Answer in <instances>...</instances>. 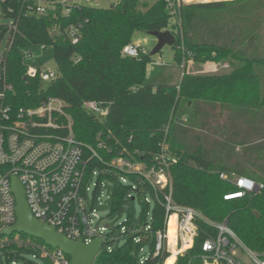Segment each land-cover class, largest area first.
<instances>
[{
	"label": "trees",
	"instance_id": "obj_1",
	"mask_svg": "<svg viewBox=\"0 0 264 264\" xmlns=\"http://www.w3.org/2000/svg\"><path fill=\"white\" fill-rule=\"evenodd\" d=\"M152 1L145 13L137 8V0H121L106 9L73 5L67 15L60 4H46L45 14L37 15V0H0V15L9 22L0 23V47L5 41L0 61L11 85L6 103L17 110L36 107L47 97L60 99L74 138L83 145L86 179L92 171L105 168L91 157L90 149L103 162L123 151L125 157L148 166L164 152L169 159L172 202L198 210L210 222L226 221L249 249L264 255V0L189 4L179 9L176 18L167 12L165 0ZM85 19L77 43L71 44L69 27ZM138 31H169L175 37L173 62L181 71L189 61L216 62L227 71L183 75L172 86L147 84L145 69L153 62L149 52H139L135 58L122 54L125 46L134 44ZM31 46L50 51L57 73L51 83L25 78L23 53ZM87 101L104 105L107 115L100 119L89 114L83 107ZM56 122L58 129L53 134L64 136L66 121ZM221 174L245 178L261 187L226 200V195L238 189L221 179ZM105 178L112 182L108 216L120 214L124 203L128 204L125 235L132 226V199L126 197L130 188L110 175ZM145 185L155 202L149 232L140 227L147 202L139 188L141 225L135 226L139 232L110 252L106 250L110 242L102 244L93 264H173L174 237L168 236V254L153 251L155 233L164 227L162 204L168 189L157 191L158 202L151 186ZM197 229L192 248L175 264L194 260L201 243L215 235L204 223ZM18 235L51 249L40 240ZM147 235L151 236L150 253L138 260L137 252ZM137 236H142L138 244L134 243ZM18 252L38 257L33 247L13 242L0 245V257L5 254L7 264L13 260L12 253Z\"/></svg>",
	"mask_w": 264,
	"mask_h": 264
},
{
	"label": "built area",
	"instance_id": "obj_2",
	"mask_svg": "<svg viewBox=\"0 0 264 264\" xmlns=\"http://www.w3.org/2000/svg\"><path fill=\"white\" fill-rule=\"evenodd\" d=\"M222 1L236 0H165V5L167 12L176 18L179 9L185 5ZM53 3L58 2L37 0L34 12L37 15L45 14L46 4ZM63 5L62 12L67 15L70 7L80 4L73 1ZM86 22L85 19L69 27L67 36L71 44L77 43L79 30ZM55 31L53 29L51 32ZM40 48L45 51L42 46ZM139 52L146 51L137 44L127 45L122 50L123 56L132 58L137 57ZM30 58L31 54L25 50L23 53L26 65L25 78L37 79L42 84L51 83L57 78L55 69L43 67L40 63L31 64ZM10 91L11 85L6 80L0 61V230L12 227L17 221L16 200L11 187L12 177H15L23 188L27 208L34 219L46 224L57 234L72 241H81L83 244H89L96 234L101 240V249L102 244L109 242L108 235L103 237L105 228H100L99 232L91 228V218L100 217L94 210V203L88 209L86 203L88 182L91 177L97 176L93 192V201H95L101 182L110 181L105 178L107 175L123 185H126V178L134 177L138 188L143 183L151 186L158 202L157 191L168 189V193L163 195L162 204L165 213L164 227L155 233L153 249L155 255L163 250L167 254L171 251L167 231L169 220L174 216L173 264L178 257H183L192 248L198 234L199 223L214 229L215 235L201 243L200 254L188 264H264V255H258L249 249L228 227L226 221L210 222L198 210L175 205L172 202L167 171L169 159L164 152L154 157L155 164L148 166L145 162L125 157L123 151L110 161L103 162L96 151L90 149L91 157L98 159L105 168L92 171L86 179L83 145L74 138L64 103L58 98L47 97L36 107L12 110L6 103V95ZM83 107L89 114L100 119L107 115V108L99 102L87 101ZM60 118H64L67 123V133L64 136H55L53 132L58 129L56 120ZM99 147L105 146L100 144ZM101 176L102 179L98 181ZM220 178L229 180L238 189L236 193L226 195L224 197L226 200L240 198L245 193L256 191L261 187L251 180L235 178L233 175L221 174ZM129 188L127 198L138 189L134 186ZM121 230L123 234L126 232V228ZM149 230V225L141 229L144 233H148ZM141 240L142 236H137L134 238V243L138 244ZM32 246L38 251V257H35L42 262L69 264V259L59 249L49 250L36 244ZM106 250L111 251L108 246ZM10 264L14 262L11 261Z\"/></svg>",
	"mask_w": 264,
	"mask_h": 264
},
{
	"label": "rangeland",
	"instance_id": "obj_3",
	"mask_svg": "<svg viewBox=\"0 0 264 264\" xmlns=\"http://www.w3.org/2000/svg\"><path fill=\"white\" fill-rule=\"evenodd\" d=\"M55 2H58L63 7L64 3H70V2H77L82 5L86 6H94L97 8L106 9L110 6H114L118 3H120L121 0H54ZM153 5L152 0H137V8L142 12L145 13L149 7ZM178 22V21H177ZM0 23H6L8 24V20L4 19L0 15ZM134 44L140 45L144 48L146 52H150L151 49L156 44L155 38L152 36H149L148 34H145L142 31H138L133 36ZM5 41L2 43L0 47V58L2 51L4 49ZM27 52L31 54V58L29 59V63L31 64H38L40 63L43 67H48L50 69H55L54 61L52 59L51 53L49 50L43 51L39 46H31L29 49H27ZM153 62H150L147 64L144 74V80L145 83L150 84L152 86H158V85H177L180 81V72L181 68L174 64L173 62V52L171 47L164 46L161 51L155 55L152 56ZM205 63V62H204ZM204 63H189L188 65V73L193 74L197 72L204 73L208 70L209 73L204 74H213L211 72V68H214L212 62H207L210 64H204ZM214 64H217L220 67L226 68L225 65H220L219 63L213 62ZM192 66H194L192 68ZM220 71V68H218L217 72ZM68 116V115H67ZM69 120L70 117L68 116ZM71 123V120H70ZM97 182V176L91 177V179L88 182L89 191L86 196V203L88 206V209L91 208L92 204L94 203V210L98 214L100 218H91V228L95 229L96 231H100V228H105V232L103 234V237L105 235H108V241L110 242L108 247L110 249H114L120 245H122L128 237H131L133 233L136 232L135 226L141 225V203L140 199L137 195V192H132L130 194V198L133 200L131 201L132 206V226L131 229L127 234H123V231L121 228H127V226L124 224L127 218V211H128V204L127 202L124 203L122 212L120 214H117L115 216H108L109 208H110V202H111V190H112V182L103 180L101 182L99 192L96 195V200L93 201V192L95 189V184ZM126 185L127 186H134L137 187V183L130 180L129 178H126ZM139 189V188H138ZM142 193V197L144 200L147 201V214L145 215L144 221L142 222V225L140 227H143V223L145 225L151 224V216H152V210L154 208V198L151 194V192L147 189L145 183H143L140 186L139 189ZM170 237L175 236V227L173 224H171L169 228ZM92 238H98L97 235H93ZM150 240L151 236L147 235L146 240L142 242L140 245V250L137 252V259L142 260L144 259L151 250L150 246ZM6 242H13L15 246H22V247H33L32 244H35L33 241H30L25 236H20L18 234H15V236L10 235L8 237L1 236L0 237V245L6 243ZM136 246L134 245L133 250L135 251ZM14 264H45L40 259L36 258L34 254L28 253V252H18V253H12ZM0 263L1 264H7V256L5 254H2L0 257Z\"/></svg>",
	"mask_w": 264,
	"mask_h": 264
},
{
	"label": "water",
	"instance_id": "obj_4",
	"mask_svg": "<svg viewBox=\"0 0 264 264\" xmlns=\"http://www.w3.org/2000/svg\"><path fill=\"white\" fill-rule=\"evenodd\" d=\"M148 35L156 40V44L149 52L150 56L157 55L164 46L172 47L175 43V37L169 31L150 32ZM11 187L16 200L17 221L12 227L0 230V237L14 233L24 234L42 241L52 249H59L70 258L69 264H93L100 252V238H94L89 244H83L81 241H72L57 234L52 228L33 218L27 208L23 188L15 177H12Z\"/></svg>",
	"mask_w": 264,
	"mask_h": 264
},
{
	"label": "crops",
	"instance_id": "obj_5",
	"mask_svg": "<svg viewBox=\"0 0 264 264\" xmlns=\"http://www.w3.org/2000/svg\"><path fill=\"white\" fill-rule=\"evenodd\" d=\"M196 4V3H195ZM190 62H198V61H189L188 63H187V65H186V67H185V71H181L180 72V77L181 76H183V75H189V76H192V75H197V74H200V75H209V74H204L205 72L206 73H209L208 72V70L207 71H205L204 73H202V72H197V73H193V74H189L188 73V65H189V63ZM204 63V62H203ZM205 63H207V62H205ZM207 64H210V63H207ZM211 64H213L214 66V68H211V72L213 73V74H218L219 73V71L217 72V70H218V68H220V71H227V69L226 68H224V67H220V66H218L217 64H214V63H211ZM194 66H192V68H193ZM228 175V174H227ZM245 179V178H244Z\"/></svg>",
	"mask_w": 264,
	"mask_h": 264
},
{
	"label": "bare ground",
	"instance_id": "obj_6",
	"mask_svg": "<svg viewBox=\"0 0 264 264\" xmlns=\"http://www.w3.org/2000/svg\"><path fill=\"white\" fill-rule=\"evenodd\" d=\"M169 226H170V225L168 224V231H167L168 236L170 235V233H169ZM173 237H174V235H173Z\"/></svg>",
	"mask_w": 264,
	"mask_h": 264
}]
</instances>
